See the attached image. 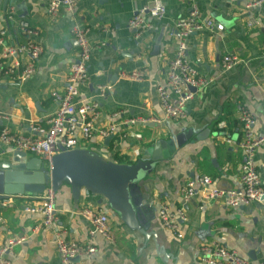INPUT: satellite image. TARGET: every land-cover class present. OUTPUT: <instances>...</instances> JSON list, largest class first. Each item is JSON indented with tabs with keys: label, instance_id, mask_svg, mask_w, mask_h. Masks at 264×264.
I'll return each mask as SVG.
<instances>
[{
	"label": "crops",
	"instance_id": "1",
	"mask_svg": "<svg viewBox=\"0 0 264 264\" xmlns=\"http://www.w3.org/2000/svg\"><path fill=\"white\" fill-rule=\"evenodd\" d=\"M150 1L77 0L71 13L59 8L57 16L50 18L45 4L38 0H0L4 44L24 42L17 26L24 19L38 32L36 41L42 48L30 79L19 83L8 76L0 77V114L7 117L0 120V128L28 135L31 127L46 126L56 109L51 92L63 90L68 69L75 61L78 49L70 28L77 24L86 29L87 40L94 47L87 64L88 80L79 85L77 102H98L97 126L119 125L107 143L94 135L81 148L107 160L132 164L145 157L155 141L183 136L180 145L174 142L172 147H163L162 159L136 182L135 198L147 218L145 234L128 229L106 204H98L99 196L83 191L75 201L68 186L55 193L57 221L49 227L41 225L39 216L22 212L24 206L34 203L25 195L1 200L0 245L24 237L7 255L11 264H60L54 247L57 233L66 241L95 249L89 259L74 258L71 264H205L199 259L198 248L210 242L235 251L248 264H264V211L260 203L230 209L198 196L188 201L182 198L186 181L202 176L210 177L221 188L240 187L243 155L237 117L241 110L252 115L255 135L264 136V3L247 9L243 0H162L165 16L146 17L155 30L137 33L128 27V21ZM192 5L201 19L223 26L222 31L204 28L185 40L187 60L212 82L194 92L187 102L185 119H166L156 87L163 83L179 42L174 22L186 18ZM11 6L15 18L8 20ZM250 19L256 24L247 25ZM227 54L238 56L242 62L222 71L221 59ZM134 70L144 71L145 78L130 81L123 77ZM100 84L112 86L104 98L96 95V85ZM131 117L149 121L135 129L120 124ZM134 131L140 138L134 137ZM13 155L0 146V162H12ZM255 167L264 188V145L255 152ZM163 205L182 209V239L161 226L158 210ZM84 206L99 207L107 213L112 242L89 236L90 225L80 214Z\"/></svg>",
	"mask_w": 264,
	"mask_h": 264
},
{
	"label": "built area",
	"instance_id": "2",
	"mask_svg": "<svg viewBox=\"0 0 264 264\" xmlns=\"http://www.w3.org/2000/svg\"><path fill=\"white\" fill-rule=\"evenodd\" d=\"M38 1L45 4V11L50 18L57 16L59 8L71 13L77 2V0ZM224 1L234 3L242 0ZM243 1H245L244 7L247 9L259 7L264 3V0ZM13 10V6L9 7L8 20L15 18ZM165 13V5L162 0H151L132 15L128 21V27L137 33L143 30H155V27L147 22L146 17L162 19ZM253 24H256L254 19L247 22L249 26ZM17 26L25 36V40L15 46L5 45L3 41L5 32L0 31V77L8 76L23 83L34 75L35 63L42 53V48L36 41L38 32L31 28L24 19L19 20ZM174 28L179 42L173 58L168 63L163 83L156 87V95L159 107L166 119L183 120L187 115V102L192 99L194 92L207 87L212 82V78L200 75L187 60L185 40L189 35L204 28L222 31L223 26L215 24L209 19H201L196 6L192 5L186 18L174 22ZM70 32L76 41L78 50L75 61L68 69L63 90L51 92L56 109L47 119L46 126H33L28 135L12 133L5 127L0 128L1 147L8 148L14 153H23L27 157L29 155L37 157L44 164H48L50 159L60 152V149L69 151L81 148V145L94 135L100 139L113 137L117 134L119 126L116 123L105 127L96 125L98 102L93 100L78 104V87L88 80L87 64L94 47L87 40L84 27L74 24L70 28ZM241 62L242 60L238 56L227 54L221 59V70H230ZM123 77L130 81H142L145 78V72L134 70L124 74ZM111 90L112 86L109 84L96 85V95L99 98H104ZM237 118L242 132V139L239 143L243 155L239 176L240 187H218L208 176L188 179L182 188L184 201L198 196L203 200L219 201L230 209L256 202L260 203L264 211V188L255 167V152L258 147L264 145V136L255 135L253 132L254 120L248 111L241 110ZM6 119L5 115L0 114V120ZM148 121L142 117H131L123 119L120 124L126 129H135L138 124ZM218 126L221 128L223 124ZM133 133L134 137L140 138L138 133L135 131ZM134 153L138 155V150L135 149ZM25 196L32 199L34 203L24 206L23 213L39 216L41 225L44 227L56 223L55 193L49 186L40 195L26 194ZM80 214L90 225L88 229L90 237L98 235L109 242L113 241L114 235L105 211L99 207L84 206ZM158 218L164 229L173 233L176 238L182 239L183 235L179 230V220L183 219L182 209L172 210L163 205L158 210ZM22 241H24V237H19L9 239L0 245V264H11L7 255L13 245ZM54 247L60 264H71L74 258L89 259L95 252L92 246L83 247L77 243L66 241L60 233L55 234ZM198 253L199 259L205 264H248L235 251L216 242L203 243L198 248Z\"/></svg>",
	"mask_w": 264,
	"mask_h": 264
},
{
	"label": "water",
	"instance_id": "3",
	"mask_svg": "<svg viewBox=\"0 0 264 264\" xmlns=\"http://www.w3.org/2000/svg\"><path fill=\"white\" fill-rule=\"evenodd\" d=\"M112 137L105 139L107 143ZM183 136L168 141H155L145 157L132 164L105 159L95 151L73 149L54 155L48 164L37 157L15 153L12 162H0V201L26 194L40 195L49 186L54 193L68 186L77 201L81 192L100 197L98 204H106L128 229L145 234L147 218L135 198L136 182L162 159V148L182 143Z\"/></svg>",
	"mask_w": 264,
	"mask_h": 264
}]
</instances>
